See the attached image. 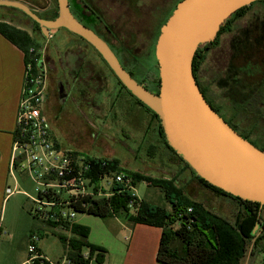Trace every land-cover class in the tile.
<instances>
[{
    "label": "rangeland",
    "instance_id": "374dc122",
    "mask_svg": "<svg viewBox=\"0 0 264 264\" xmlns=\"http://www.w3.org/2000/svg\"><path fill=\"white\" fill-rule=\"evenodd\" d=\"M35 2H41L49 9L53 7L55 0H35ZM162 3L164 0L157 1L158 8ZM12 16H16L12 23L25 29L41 50L42 91L46 98L39 108L50 126L53 140L61 150L76 152L82 157L116 160L119 167L132 172L154 178L172 179L191 200L200 202L207 210L225 218L231 224L235 222L241 212L239 203L206 187L195 178L192 170L187 169L169 152L159 130L158 121L121 88L98 54L92 56L95 59L96 70L100 69L104 78L100 79L88 69L76 78L73 76L77 72L75 56L73 58L70 51L72 43L68 33L55 31L51 33V38H45L37 28L31 31L26 29L25 26L31 23L27 17L16 11L0 9V19H11ZM263 16L262 5H255L246 11L233 23L234 33L221 35L217 45L209 47L198 71V78L202 80V84L208 85L211 91V99L215 107L224 111L227 117L231 114L233 123L241 130L250 128V137L261 146H264V107H261L257 113L255 111L260 106L256 104L250 109L252 113L232 111L231 100L222 93V87L220 88L217 82L229 61L233 37L239 30L245 28H250L252 32L250 40L253 46L250 53L263 64L264 69V40L258 43L260 46L256 44L259 35L264 33V22L260 21ZM68 42L69 46L66 48ZM208 44L210 43L201 46L206 47ZM244 61L242 58H236L232 62L238 68H243ZM145 68L142 66L141 69L146 75L159 80L156 60L152 65H145ZM253 72L264 75L261 69L260 71L254 69ZM244 76L247 74L245 73ZM262 77L254 76L253 81H258V78ZM243 79L247 80V85L250 87L251 77H243ZM59 82L63 84L66 94L62 104H59L58 99ZM150 86L158 92L157 82L151 83ZM106 181L107 179H104L100 185L105 191H109L110 186ZM7 183L11 189H15V192L4 201L1 208L0 264H20L23 259H28V240L45 260L51 263L63 261L65 248L58 238L68 236V231L53 225L54 219L59 216L63 219V223H76L88 228V242L104 240L107 233L116 232L114 217L99 218L74 213L73 218L66 220V215L71 213L67 208H41L35 203L36 188L39 186L29 176L14 171ZM132 192L138 200L171 210L163 191L158 187L147 186L140 182L133 187ZM134 212L135 209L130 207L128 215H133ZM53 215L57 216L54 218ZM116 217L122 220L126 215L121 213ZM261 218L264 223V209L261 211ZM47 219L51 223L47 224L45 222ZM89 244L94 245L90 242ZM83 254H88L86 248L83 249ZM90 264H96L95 256ZM240 264H264V241L260 242L257 249L252 247V242L247 245Z\"/></svg>",
    "mask_w": 264,
    "mask_h": 264
},
{
    "label": "trees",
    "instance_id": "16d2710c",
    "mask_svg": "<svg viewBox=\"0 0 264 264\" xmlns=\"http://www.w3.org/2000/svg\"><path fill=\"white\" fill-rule=\"evenodd\" d=\"M255 5L264 6V1H257L237 10L224 22L223 26L219 28L214 42L206 45V47L200 46L196 50L192 61V72L196 85H198L196 80L199 79V67H201L209 47H215L218 43V38L222 34L231 33L234 28L233 23ZM0 9L19 12L13 8L0 7ZM23 16L26 17L25 15ZM260 21L264 22V16ZM0 35L22 51L24 54L25 70L29 67L30 74L34 77L42 74L38 45L25 29L15 26L10 22L9 18L0 19ZM251 36V29L245 28L244 30H240L237 35L233 37L230 44L229 61L223 71V77L221 76L217 84L220 88L222 87L223 90L230 89L235 92L233 96H231V93L229 95V99L232 102L230 104V109L234 112L243 111V113L246 114L252 113L250 109L254 107L255 104L258 107L260 106L255 113H257L261 107H264V102H262V98L264 97V95L262 96L264 75L253 71L250 72L247 67V61L253 60L254 63L261 65V68H256V70L260 71L261 69L264 73L262 63L257 61L254 58L255 56L253 57V54L250 53V49L253 46L252 40H250ZM263 40L264 33L259 35L256 44H260ZM256 44L255 46L259 45ZM236 58L245 60L242 63L244 66L243 68H238L233 63ZM104 64L107 66L105 62ZM108 70L112 73L109 67ZM244 72L247 76H244ZM248 75H252L250 87L247 85V80L243 79V77H250ZM130 76H133V73ZM254 76L263 77L258 78V81H253ZM117 82L123 90H125L139 105L144 107L145 110L150 112L158 121V127L163 136L166 148L176 156L187 169L191 170L167 145L157 116L134 98L118 79ZM156 82L159 84L158 78ZM137 83L141 84L139 81H137ZM236 97L238 99H235ZM215 113L218 115L217 111H215ZM228 116L230 120H225H227L234 129L239 131L241 136H243L242 138L258 150L264 152V146L258 145V143L250 137L251 129H239L237 124L233 123L234 119L232 115L230 114ZM16 132L17 128L15 127L13 140L15 139ZM65 153L74 158L78 156V153L72 151H65ZM85 165L89 166L84 177L88 181L87 186L91 188V193L71 198L69 204L62 208L69 209L73 214L81 213L99 218L116 217L121 213H125L126 217H129L130 222L133 224L160 228L161 236L156 253V262L158 264H240L246 252L247 245L252 242V247L257 249L260 242L264 241V223L261 218V211L264 209V206L249 201H243L225 194L223 191L207 184L198 177L195 178L201 183H204L205 186L212 191L234 199L239 203L241 212L233 224L225 218L207 210L200 202L191 200L183 193L182 188L177 187L175 181L172 179L154 178L132 172L119 167L116 160L84 157L83 166ZM16 167L17 165H14V171L21 173L16 170ZM112 174L122 175L124 181L122 183L111 181L108 183L110 190L105 191L100 185L102 177L106 176L113 179L111 176ZM127 180H129V184H127ZM140 182L145 183L147 186L160 188L164 193L166 201L170 204L171 210H165L161 207L149 204L144 200L136 199L132 189ZM98 191L108 194V196H99ZM130 207L135 209L133 215H128ZM188 209L191 211L188 212ZM257 221H259L260 224L259 229L254 235H251V231ZM45 222L47 224L51 223L48 219L45 220ZM53 225L62 227L68 231V236H60L58 238L65 248L64 260L51 263L45 260L36 249L37 257L31 260L30 257H28L29 262L27 264H90L94 256L96 264L103 262L105 250L89 244L87 240L89 235L88 228L76 223H63V219L53 221ZM84 248L88 251L86 255L83 254Z\"/></svg>",
    "mask_w": 264,
    "mask_h": 264
},
{
    "label": "water",
    "instance_id": "95a60500",
    "mask_svg": "<svg viewBox=\"0 0 264 264\" xmlns=\"http://www.w3.org/2000/svg\"><path fill=\"white\" fill-rule=\"evenodd\" d=\"M264 0H181L161 26L154 58L159 90L153 94L138 84L118 63L108 46L78 24L67 0H56L52 21L37 17L17 1L0 0V7L16 9L36 22L44 37L65 28L83 38L101 56L124 88L159 119L167 145L196 177L232 197L264 206V152L230 128L208 105L192 72L196 50L214 41L219 28L237 10ZM62 88L58 93H61ZM66 94L58 96L59 104ZM259 221L251 231L254 235Z\"/></svg>",
    "mask_w": 264,
    "mask_h": 264
},
{
    "label": "flooded vegetation",
    "instance_id": "af4514ba",
    "mask_svg": "<svg viewBox=\"0 0 264 264\" xmlns=\"http://www.w3.org/2000/svg\"><path fill=\"white\" fill-rule=\"evenodd\" d=\"M12 1H17L21 4H24L37 17L45 21H52L58 15V6L56 0L53 4V7L49 9H47L46 6H43L41 2H35V0ZM157 1L158 0H67L68 11L73 19L78 24L90 30L99 39H101L116 57L120 66L128 74L130 73L131 75L133 73V76L135 77H131L134 80L136 79V82H141L140 85L144 86L147 91H151V93L154 94H156L157 91L152 89L150 85L151 83L153 84L156 82V77L146 75V72H143L141 68L142 66L145 68V65L147 64L152 65L153 61L155 62L154 46L160 28L166 22L176 4L181 0H164V3H162L161 7L159 8L157 6ZM18 13L25 15L20 11ZM26 17L29 19V23L31 22L25 26L26 29L31 31L37 28L43 36L40 26L36 22L32 21L28 16ZM15 19L16 16H12V18L9 20L10 22H14ZM55 31L66 32L71 36L72 44L70 43V51L72 52V57L74 58L75 56L74 62L77 68V72H75L73 76H76L77 78L84 72V70L88 69L100 79L104 78L100 69L96 70L95 59L92 56L93 54L98 53L88 42H86L83 38L69 32L65 28L48 30V36L45 38H51V33ZM232 33L234 32L232 31L231 33L227 34ZM68 46L69 42L65 47L67 48ZM81 52L83 53L82 55ZM39 54L41 55L40 49ZM247 63V67L250 72L256 68H261V65L254 63L253 60H248ZM250 77H252V75ZM196 81L198 84L197 86L208 105L214 111H217L218 115H220L219 117L225 121L227 125L238 135L241 136L239 131L234 129V127L227 122L229 118L224 113V111H221V109L215 107L213 100L211 99V91L208 85L202 84V80L200 79ZM60 88H62V92L58 93V96L60 94H65L64 86L61 82H59L58 91ZM222 93L224 95L226 94L228 97L230 93L231 96L235 94V92L230 89H222ZM226 111H228L227 108Z\"/></svg>",
    "mask_w": 264,
    "mask_h": 264
},
{
    "label": "built area",
    "instance_id": "2783aa9c",
    "mask_svg": "<svg viewBox=\"0 0 264 264\" xmlns=\"http://www.w3.org/2000/svg\"><path fill=\"white\" fill-rule=\"evenodd\" d=\"M43 73L32 76L30 68L25 70L21 98L18 106L16 128L17 132L12 144L11 169L31 177L39 186L36 188L35 203L41 208H62L69 204V200L78 195L91 193L87 186L85 173L89 166L84 164V157H71L53 140L50 126L40 110L46 96L43 93ZM102 177L110 183H122L124 177L112 174ZM129 184V180L126 181ZM107 183V184H108ZM7 187L6 197L15 191ZM99 196H108L98 191ZM188 212L191 210L188 209ZM57 216V215H56ZM56 216L53 215L55 218ZM73 218V213L66 215V219ZM62 219L60 216L55 220ZM31 242V241H30ZM27 246L30 260L37 257V251L32 242Z\"/></svg>",
    "mask_w": 264,
    "mask_h": 264
},
{
    "label": "crops",
    "instance_id": "0c3cea01",
    "mask_svg": "<svg viewBox=\"0 0 264 264\" xmlns=\"http://www.w3.org/2000/svg\"><path fill=\"white\" fill-rule=\"evenodd\" d=\"M25 68L22 51L0 35V214L2 205L8 198L5 195V189L9 187L8 179L13 176L11 169L13 133ZM113 219L116 232L107 233L104 240L89 241L105 250L104 260L100 264H158L156 253L161 229L133 224L129 217L122 220L117 217ZM28 262V259H23L20 264Z\"/></svg>",
    "mask_w": 264,
    "mask_h": 264
}]
</instances>
